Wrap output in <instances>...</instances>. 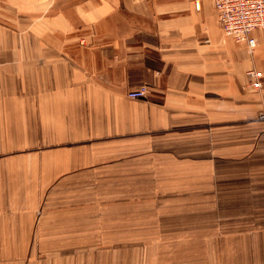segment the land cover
<instances>
[{"label":"crops","instance_id":"obj_1","mask_svg":"<svg viewBox=\"0 0 264 264\" xmlns=\"http://www.w3.org/2000/svg\"><path fill=\"white\" fill-rule=\"evenodd\" d=\"M254 36L250 57L210 0H0V264H93L90 240L136 231L135 192L182 241L150 264H264Z\"/></svg>","mask_w":264,"mask_h":264},{"label":"rangeland","instance_id":"obj_2","mask_svg":"<svg viewBox=\"0 0 264 264\" xmlns=\"http://www.w3.org/2000/svg\"><path fill=\"white\" fill-rule=\"evenodd\" d=\"M250 57L253 54L249 53ZM120 193H97L98 201L104 200V205H111L112 201L119 198ZM122 198H123V193ZM152 194L153 197H149ZM133 202L137 204V217L135 218L136 231H122L119 234H100L99 239L90 240V246L104 251L106 256H94L93 264H150L151 253H153L154 263L160 260V251L162 247L174 246L177 240L167 241L161 239L160 232L148 233L146 227V208L145 200L152 199L157 204L153 209L156 213L154 218L160 221L161 207L158 205L161 201V192L148 193V192H135L131 193ZM153 220V221H154ZM121 228L124 224L120 223ZM186 227V225H185ZM191 229V228H190ZM110 236H114L111 238ZM152 236V238L150 237ZM172 244V245H171ZM112 251H119L117 255L111 254ZM108 252L110 254H108Z\"/></svg>","mask_w":264,"mask_h":264},{"label":"built area","instance_id":"obj_3","mask_svg":"<svg viewBox=\"0 0 264 264\" xmlns=\"http://www.w3.org/2000/svg\"><path fill=\"white\" fill-rule=\"evenodd\" d=\"M216 10L219 25L226 36L236 43H244L249 53L254 54L257 39L254 36L258 31H264V0H210ZM202 0H195L197 10L201 9ZM84 43V41H81ZM249 86L258 91L262 89L264 74L261 71L249 70L247 72ZM150 93L149 86L142 84L130 91L131 99H146ZM264 120V114L259 117Z\"/></svg>","mask_w":264,"mask_h":264}]
</instances>
